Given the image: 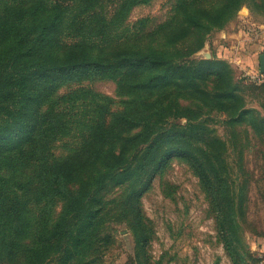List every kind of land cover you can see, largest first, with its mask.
<instances>
[{
  "label": "trees",
  "instance_id": "trees-1",
  "mask_svg": "<svg viewBox=\"0 0 264 264\" xmlns=\"http://www.w3.org/2000/svg\"><path fill=\"white\" fill-rule=\"evenodd\" d=\"M152 1L0 0V264H104L116 223L132 242L120 264H167L150 251L141 198L174 160L197 177L230 263H259L242 160L252 141L264 156V83L192 55L242 6L263 16L264 0H173L166 19L129 32L132 9ZM96 79L113 81L117 100L81 86Z\"/></svg>",
  "mask_w": 264,
  "mask_h": 264
},
{
  "label": "rangeland",
  "instance_id": "rangeland-1",
  "mask_svg": "<svg viewBox=\"0 0 264 264\" xmlns=\"http://www.w3.org/2000/svg\"><path fill=\"white\" fill-rule=\"evenodd\" d=\"M172 2L173 0H153L147 5L134 7L125 20L124 26L128 28L129 32H133L136 21L139 19L148 17L153 22L163 21L170 14ZM243 7L246 6L241 8ZM239 11L229 22L232 21L235 28L238 27L243 31L253 33V22L242 21L241 18H238ZM251 14H253L252 19L261 16L253 12ZM218 31L220 30H215L210 34L203 47L194 53L192 58H210L212 55L217 57L213 45L208 47L207 43H216V40H221L215 35ZM65 40L69 41L71 38L66 36ZM228 63L237 78L250 81L242 76L244 72L239 71L234 63ZM81 86L103 95H109L117 100L115 83L111 80L84 81ZM66 92L67 88L59 90V94ZM257 96L258 92L246 91L247 105L259 108ZM60 106L67 107V104H60ZM118 106L115 104L114 108H118ZM212 126L219 136H225V127L218 121L213 122ZM78 138V134H72L70 137L56 141L52 146L53 153L57 156L65 154L66 150L73 146ZM245 152L242 162L250 176L252 173L246 208L248 225H246L245 241L253 257L260 258L264 254V235L257 237L252 233L251 227H255L257 231L264 234V179L261 177V172L264 170V156L255 141H252ZM230 159H234V157ZM117 195L118 192L114 191L108 198ZM141 200L143 211L152 221L155 231L154 239L150 244V251L154 257L164 254L167 264H231L222 245L216 239L213 217L198 179L187 165L174 160L162 177L154 179L152 186L144 193ZM112 226L117 241L104 255V264L123 263L132 249L131 235L126 226L117 223ZM122 231L125 233H121ZM258 264L262 263L259 261Z\"/></svg>",
  "mask_w": 264,
  "mask_h": 264
},
{
  "label": "crops",
  "instance_id": "crops-1",
  "mask_svg": "<svg viewBox=\"0 0 264 264\" xmlns=\"http://www.w3.org/2000/svg\"><path fill=\"white\" fill-rule=\"evenodd\" d=\"M252 16L253 14L243 7L239 11L238 18L246 22L252 21L254 24L253 33H249V31L247 33L238 27L235 28V24L231 21L225 28L216 32V37L221 40H216V43H207L208 47L213 45L217 57L234 63L239 71L246 73L258 71V56L264 53V16L257 17L261 20L252 19Z\"/></svg>",
  "mask_w": 264,
  "mask_h": 264
},
{
  "label": "built area",
  "instance_id": "built-area-1",
  "mask_svg": "<svg viewBox=\"0 0 264 264\" xmlns=\"http://www.w3.org/2000/svg\"><path fill=\"white\" fill-rule=\"evenodd\" d=\"M242 76L257 84L264 83V73H259V71L254 73L244 72ZM260 263L264 264V254L260 256Z\"/></svg>",
  "mask_w": 264,
  "mask_h": 264
},
{
  "label": "water",
  "instance_id": "water-1",
  "mask_svg": "<svg viewBox=\"0 0 264 264\" xmlns=\"http://www.w3.org/2000/svg\"><path fill=\"white\" fill-rule=\"evenodd\" d=\"M258 71L259 73H264V53H261L258 56ZM121 233H125V231H122Z\"/></svg>",
  "mask_w": 264,
  "mask_h": 264
}]
</instances>
